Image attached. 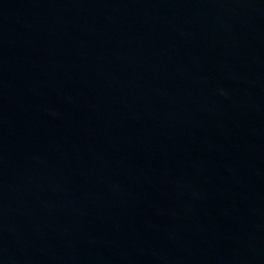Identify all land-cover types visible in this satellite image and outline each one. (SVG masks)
Returning a JSON list of instances; mask_svg holds the SVG:
<instances>
[{
  "label": "water",
  "instance_id": "95a60500",
  "mask_svg": "<svg viewBox=\"0 0 264 264\" xmlns=\"http://www.w3.org/2000/svg\"><path fill=\"white\" fill-rule=\"evenodd\" d=\"M0 264H264V0H0Z\"/></svg>",
  "mask_w": 264,
  "mask_h": 264
}]
</instances>
